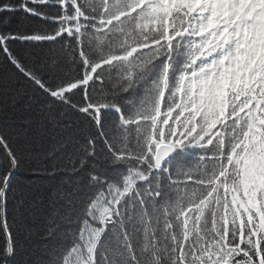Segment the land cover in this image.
Instances as JSON below:
<instances>
[{
  "label": "snow or ice",
  "instance_id": "obj_1",
  "mask_svg": "<svg viewBox=\"0 0 264 264\" xmlns=\"http://www.w3.org/2000/svg\"><path fill=\"white\" fill-rule=\"evenodd\" d=\"M0 29V264H264V0H0Z\"/></svg>",
  "mask_w": 264,
  "mask_h": 264
},
{
  "label": "trees",
  "instance_id": "obj_2",
  "mask_svg": "<svg viewBox=\"0 0 264 264\" xmlns=\"http://www.w3.org/2000/svg\"><path fill=\"white\" fill-rule=\"evenodd\" d=\"M23 22V23H27V21L23 20V14H18L16 17L13 18V22L12 24L9 26L11 28H15L17 27V22ZM2 30V29H0ZM10 107H11V112L16 114V117H23L26 115L25 112V99L23 97H18L14 103V105L11 104L10 102ZM18 122V119L17 121ZM24 182L26 183L27 180L25 179ZM19 219V218H17ZM9 223H12V209H11V204L9 206ZM42 226V224L40 222H37L34 227H36L37 230H39V228ZM65 228H67L68 226H64ZM34 240V247L37 249V251L41 252L43 251V245L40 243V241L38 240L37 237H33ZM3 242V238L0 237V243Z\"/></svg>",
  "mask_w": 264,
  "mask_h": 264
}]
</instances>
